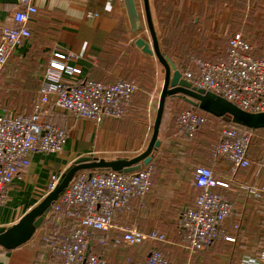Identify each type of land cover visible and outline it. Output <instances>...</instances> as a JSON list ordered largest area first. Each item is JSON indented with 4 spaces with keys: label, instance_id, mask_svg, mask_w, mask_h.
Here are the masks:
<instances>
[{
    "label": "crops",
    "instance_id": "1",
    "mask_svg": "<svg viewBox=\"0 0 264 264\" xmlns=\"http://www.w3.org/2000/svg\"><path fill=\"white\" fill-rule=\"evenodd\" d=\"M247 3H250L251 16L248 25H252V19L259 25L257 21L264 19V0H149L162 53L182 74L194 67L196 58L225 59L227 38L240 31V20L244 17L240 9ZM136 4L144 20L143 0H136ZM36 5L38 13L28 23L32 35L15 49L2 73L0 113H33L45 68L57 48L81 55L70 62L82 69L75 82L89 78L113 83L123 78L135 83L138 91L125 117L108 119L100 125L75 119L53 105L47 106L43 119L68 130V137L60 152L32 154L30 164L13 178L0 203V227L12 226L38 205L46 196L45 188L51 177L60 178L77 158L113 160L144 152L157 113L158 103L156 106L154 102L156 98L159 100L165 78V70L157 58L136 46L138 38L150 41L149 31L144 21L140 31L131 30L124 0H36ZM19 9V0H0V39L4 27L15 25L13 14ZM256 28H251L250 34H255ZM258 54H264V48ZM142 60L154 67L149 71ZM129 74L132 79L125 78ZM32 82L36 90L30 96L28 87ZM186 107L190 105L180 97L166 100L159 133L161 144L150 163L156 168L147 208L140 209L138 200H134L129 210L116 212L114 220L146 233L156 229L166 234V243L152 245L147 241L149 250L144 256L154 246L169 264H242L248 259H257L264 236V198L250 197L242 185L263 181L264 164L257 163L259 159L251 155L252 168L234 175L230 162L213 157L217 140L209 129L217 122L206 123L193 139L181 131L177 116ZM158 161L160 166L156 165ZM201 164L212 167L218 180L232 179L226 195L233 202L234 212L224 228L227 234L235 236L236 242L222 238L205 250L192 253L185 246L178 218L185 208L195 205L200 193L194 182L191 184L185 179L184 171L190 169L194 177L195 167ZM58 219L55 223L47 218L26 244L10 251L0 248V264H51L49 236L59 223L64 232L70 229L69 221L58 222ZM237 223L241 224L240 232L233 229ZM123 248L113 247L109 240L106 247L98 245L95 250L105 256L108 264H142L144 259L139 257L138 253L143 255L139 249Z\"/></svg>",
    "mask_w": 264,
    "mask_h": 264
},
{
    "label": "built area",
    "instance_id": "2",
    "mask_svg": "<svg viewBox=\"0 0 264 264\" xmlns=\"http://www.w3.org/2000/svg\"><path fill=\"white\" fill-rule=\"evenodd\" d=\"M21 9L14 12L15 25L4 27L0 39V89L2 73L15 49L29 39V21L38 13L36 0H19ZM92 15V14H91ZM226 58L208 61L196 58L193 68L183 72L191 87L213 92L248 112H264V56L256 55V48L241 33L228 39ZM81 55L73 51L55 49L45 68L37 101L31 115L0 113V203L7 186L19 172L30 164V156L37 152H60L68 137V130L47 122L43 112L47 106L69 113L75 119H85L96 125L108 119L119 120L129 111L138 86L123 78L113 83L74 78L82 74L79 66L70 62ZM208 119L192 108L178 113L179 128L193 139ZM214 145L213 157L224 158L232 165L233 174L253 166L249 156L254 135L225 125ZM155 165L149 164L133 173L84 170L78 172L63 195L52 204L51 214H58L72 223V230L64 232L59 223L48 239L51 264H108L105 256L95 250L106 247H139L147 241L166 243V234L153 229L143 232L125 227L114 220L116 212L129 210L138 200L146 209L154 185ZM59 177L52 176L45 188L46 195L55 189ZM232 179L218 180L210 166H199L194 172V184L200 190L193 207L185 208L178 218L185 246L192 253L205 250L224 238L236 242L224 224L233 215V202L226 195ZM252 198H264V180L242 185ZM61 215V216H60ZM241 224L234 225L240 232ZM95 233L103 237L95 241ZM126 264H133L128 262ZM142 264H169L158 250H150ZM242 264H264V236L257 259Z\"/></svg>",
    "mask_w": 264,
    "mask_h": 264
},
{
    "label": "water",
    "instance_id": "3",
    "mask_svg": "<svg viewBox=\"0 0 264 264\" xmlns=\"http://www.w3.org/2000/svg\"><path fill=\"white\" fill-rule=\"evenodd\" d=\"M131 30L140 31L143 21L146 23L150 41L138 38L135 44L143 53L155 56L165 70V78L161 89L157 113L153 125L151 139L147 148L141 154L132 158H117L113 160L98 159L91 156L77 158L60 176L57 186L44 199L26 213L17 223L9 227H0V248L14 250L29 242L38 229L44 224L50 214L52 204L56 202L72 183L75 175L84 170H109L122 173H133L143 166L149 165L160 147V127L168 97H180L193 107L215 117H228L240 126L251 130L264 129V112H248L224 99L223 97L204 89L191 87L183 78L182 72L171 59L162 53L157 34L153 25L149 0H143L144 20L140 15L136 0H124Z\"/></svg>",
    "mask_w": 264,
    "mask_h": 264
},
{
    "label": "rangeland",
    "instance_id": "4",
    "mask_svg": "<svg viewBox=\"0 0 264 264\" xmlns=\"http://www.w3.org/2000/svg\"><path fill=\"white\" fill-rule=\"evenodd\" d=\"M243 5L244 6H242V9H240V10H242L241 12H242V14H244V17H243V19L240 20V23H241L240 31H237L236 33L243 34V36L250 43H252L254 45V47L256 48V55H257V53L260 52L261 49L264 48V43H259V42H264L263 41L264 40V19H260V20L257 21V23L259 25L254 24L256 20L254 21L252 19V25L251 26H250V24L248 25V23H250V20H248V18L251 17V16H249L250 15V3L249 4L248 3L247 4H243ZM261 5H263V3H261ZM246 16H248V17H246ZM255 26L257 27L255 29V31H254L255 34H250V29L251 28L254 29ZM259 27H261L262 29L260 30ZM233 34H235V32ZM232 35H229V37L232 36ZM229 37L227 38V41H228ZM163 48L165 50V46L164 45H163ZM258 55L260 56V54H258ZM142 62L146 65V67H148L149 71L151 70L152 67H154V65L148 64V62H146L144 60H142ZM158 70H159L158 74L160 75V79H161L162 70H161L160 66H159ZM129 75L130 76H126L125 78L132 79L133 76L131 74H129ZM31 84H32V86L29 85V87H28V91H29L28 94H30V96H33V94H34V92L36 90L35 89V85H34L35 83L32 82ZM38 85H40V83H38ZM158 93H159V89H158ZM157 103H158V101H157V98H156L154 104L157 106ZM186 108H190V107H186ZM152 122H154V120ZM220 127H221V124H217L216 126H212L209 129L210 133H212L213 136L215 137V141L217 140V137H219L218 135H219V131L221 129ZM251 154L254 155L258 159H260L262 157V155L264 156V131H257L254 134V141H253V144H252V147H251ZM257 163H260V162L257 161ZM156 165L160 166L161 165V161L160 162L159 161L156 162ZM154 167L156 168V166H154ZM192 173L193 172L192 171L190 172V169L184 171V177L186 176L185 179H189L191 181V184L194 182V177H193ZM142 246H140V248H138V247H133V248H137V249H135L136 251L139 249L143 255L141 256L140 253H138V252L137 253L139 254V257L141 259H144L145 251L149 250V249L147 248L148 244L144 245L143 247ZM126 248L127 247H124L123 249L126 250ZM127 250H128V248H127ZM135 250H133V251L135 252Z\"/></svg>",
    "mask_w": 264,
    "mask_h": 264
},
{
    "label": "trees",
    "instance_id": "5",
    "mask_svg": "<svg viewBox=\"0 0 264 264\" xmlns=\"http://www.w3.org/2000/svg\"><path fill=\"white\" fill-rule=\"evenodd\" d=\"M260 56H264V54H260ZM168 98H170V97H168ZM167 98V99H168ZM190 105V104H189ZM190 108H192V109H194L196 112H198V113H200V114H203V115H205L206 117H207V119H208V122L207 123H209L211 120H212V122H217L218 124H221V127L220 128H222L223 126H225V125H228V126H231V127H233V128H236V129H238L239 131H241V132H248V133H251V134H255L257 131H264V129H260V130H251V129H249V128H246V127H243V126H240V125H238V124H235V123H233L231 120H230V118H228V117H215V116H213V115H210V114H208V113H205V112H203V111H201L199 108H196V107H193L192 105H190ZM165 111V110H164ZM182 131V130H181ZM183 132V131H182ZM184 133V132H183ZM184 135L187 137V135L184 133ZM188 138V137H187ZM188 139H191V138H188ZM253 141H254V139H253ZM253 144V143H252ZM252 147V146H251ZM213 151V150H212ZM251 148H250V152H249V156L251 157ZM259 162L260 163H262V164H264V156L262 155V157L259 159ZM199 166H207V165H197L196 167H195V170H196V168L197 167H199ZM143 167H145V166H143ZM102 171H106V170H102ZM61 216V215H60ZM58 217H59V215L58 214H54V213H50L47 217H46V219L47 218H49V220L50 221H52V222H55L56 223V220L58 219ZM62 217V219H64V220H66V221H69V224H70V229L67 231V232H70L71 230H72V228H73V226H72V223H71V221L68 219V218H66V217H63V216H61ZM46 221V220H45ZM43 226V225H42ZM64 231V230H63ZM103 237V234L102 233H95V237H94V239H95V241L98 243V241L101 239ZM52 238V234L49 236V239H51ZM148 242H145L144 244H142L143 246L144 245H146ZM150 243H152V245L154 244L153 242H151L150 241ZM149 244V243H148ZM156 244V243H155ZM141 245V246H142ZM142 246V247H143ZM138 248H140V246L138 247ZM157 250L156 249V247H154V246H152V248H151V250ZM164 255V254H163Z\"/></svg>",
    "mask_w": 264,
    "mask_h": 264
}]
</instances>
